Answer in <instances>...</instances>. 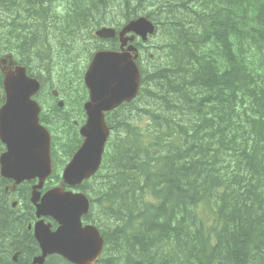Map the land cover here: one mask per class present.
I'll list each match as a JSON object with an SVG mask.
<instances>
[{
  "label": "trees",
  "instance_id": "obj_1",
  "mask_svg": "<svg viewBox=\"0 0 264 264\" xmlns=\"http://www.w3.org/2000/svg\"><path fill=\"white\" fill-rule=\"evenodd\" d=\"M4 1L0 57L12 55L41 83L35 99L52 163L44 189L61 183L81 145L86 67L95 52L119 48L94 31L119 30L139 11L156 24L136 43L138 94L105 114L100 168L78 187L90 204L83 223L104 241L93 264H264V0H12L36 3L31 26ZM110 4L121 12L108 16ZM17 22L21 31H12ZM8 184L0 176V264H32L31 184L14 194ZM45 264L69 263L51 256Z\"/></svg>",
  "mask_w": 264,
  "mask_h": 264
},
{
  "label": "water",
  "instance_id": "obj_2",
  "mask_svg": "<svg viewBox=\"0 0 264 264\" xmlns=\"http://www.w3.org/2000/svg\"><path fill=\"white\" fill-rule=\"evenodd\" d=\"M153 32L154 27L147 18L132 20L118 32L110 27L95 31V37L100 40H113L117 37L120 48L118 51L100 50L92 56L83 77L88 101L83 106L85 123L79 129L82 143L64 167L61 185L43 193L41 190L51 175L52 167L50 135L39 123L40 108L33 100V96L40 90V83L28 77L25 68H11V56L0 60L5 99L0 107V142L5 146V151L0 155V175L14 182L9 188L11 190L24 181L37 180L32 187L30 202L35 207L37 218L33 235L41 254L34 259L33 264H45V259L51 255H58L70 264H93L99 258L104 246L103 238L95 226L82 223V218L90 209L89 200L81 192H73L72 189L99 170L109 137L105 114L131 102L138 94V50L128 43L133 42L135 37L146 41ZM93 65L114 69L118 74L117 86L108 91L102 103L95 101V80L89 76ZM21 80L28 82L27 88L20 87L18 82ZM25 93L26 104L22 99ZM58 105L61 107L62 103ZM32 127L39 128V135L31 132ZM50 193L58 195L53 197ZM46 218L57 224L54 230L50 223L44 222Z\"/></svg>",
  "mask_w": 264,
  "mask_h": 264
},
{
  "label": "snow or ice",
  "instance_id": "obj_3",
  "mask_svg": "<svg viewBox=\"0 0 264 264\" xmlns=\"http://www.w3.org/2000/svg\"><path fill=\"white\" fill-rule=\"evenodd\" d=\"M89 76L95 80L93 85V92L95 93V101L102 103L106 94L109 90L116 87L118 84V74L114 69H108L103 66L93 65L89 70ZM21 88H27V81L18 82ZM23 102L27 103V94L25 93L22 97ZM31 132L33 134L39 135V128L32 127ZM51 196L55 197L57 193H50Z\"/></svg>",
  "mask_w": 264,
  "mask_h": 264
},
{
  "label": "bare ground",
  "instance_id": "obj_4",
  "mask_svg": "<svg viewBox=\"0 0 264 264\" xmlns=\"http://www.w3.org/2000/svg\"><path fill=\"white\" fill-rule=\"evenodd\" d=\"M21 1V0H20ZM38 1V0H37ZM71 1V0H70ZM225 1H231V0H225ZM6 2H8L9 4H10V6L11 7H15V8H21V9H23V10H14V12H13V14L14 15H16V17H20V18H23L25 21H27V25L29 26V25H31V24H33L32 22H33V20L35 21V19L37 18V16L40 14V9H38L37 8V5H36V3L33 1V3L34 4H31V5H29V6H27V7H25V5L24 4H22L21 2L20 3H15V4H12L13 2H12V0H7ZM4 3V2H3ZM42 3V2H41ZM70 3V2H69ZM44 5V4H43ZM48 5V4H47ZM35 6H36V8H35ZM71 6V5H70ZM0 7H2L1 5H0ZM39 7H41L40 5H39ZM43 12V11H42ZM49 12V11H48ZM47 12V13H48ZM140 12V11H139ZM138 12V13H139ZM27 13H28V15H27ZM45 13V12H44ZM50 13H51V11H50ZM137 13V14H138ZM136 14V15H137ZM49 16V15H48ZM12 17V16H11ZM15 17V16H14ZM135 17V16H134ZM52 18V17H51ZM137 18H146V17H144V16H138V17H136V19ZM28 19V20H27ZM37 20V19H36ZM40 20V19H39ZM149 20V19H148ZM43 21V20H42ZM41 21V22H42ZM113 21V20H112ZM151 23H152V25H153V27H154V31H155V26H156V24H154L151 20H149ZM46 22H47V18H46ZM45 22V23H46ZM114 22V21H113ZM128 22H130L129 20H128ZM43 23V22H42ZM125 25V24H124ZM43 26V25H42ZM20 26H18V24H15V23H13L12 24V31L13 30H17L18 28H19ZM45 28V27H44ZM118 30V29H117ZM81 31V30H80ZM88 33V32H87ZM91 33V32H90ZM154 33V32H153ZM156 34V33H155ZM147 40H148V37H147ZM147 40L146 41H142L141 39H139V38H137V37H135V39H134V41L133 42H129L128 44L129 45H132V46H135L136 48H137V46H136V43L138 42V41H140L141 43H146L147 42ZM39 44V43H38ZM39 45H41V44H39ZM44 46H41V47H39V48H37V49H41V48H43ZM143 47V46H142ZM79 61V60H78ZM136 62H137V60H136ZM77 64V63H76ZM77 66H78V64H77ZM141 67V66H140ZM77 68V67H76ZM142 68V67H141ZM142 70V69H141ZM78 71V70H77ZM141 72V71H140ZM142 73V72H141ZM141 75V74H140ZM35 78V77H34ZM40 78V77H39ZM141 81V80H140ZM171 98V97H170ZM177 100H178V98H176ZM173 100H174V98H173ZM150 102V101H149ZM179 102V101H178ZM222 103V102H221ZM149 104V103H148ZM179 104V103H178ZM151 105V104H150ZM187 105V104H186ZM224 105H225V102H224ZM226 105H227V107H228V104L226 103ZM144 106V105H143ZM179 106V105H178ZM177 106V107H178ZM221 107V106H220ZM176 108V107H175ZM181 108H182V106H181ZM189 108H191V105H190V107ZM223 108V107H222ZM224 108H225V106H224ZM229 108V107H228ZM221 109V108H220ZM133 110V109H132ZM131 110V111H132ZM173 110V109H172ZM175 110V109H174ZM225 111V110H224ZM220 112H221V110H220ZM226 112V111H225ZM139 113V112H138ZM132 114V113H131ZM137 114V113H136ZM185 114V113H184ZM181 115H183L182 113H181ZM174 116H175V114H174ZM222 116H224V113H223V115ZM127 119V118H126ZM181 119V118H180ZM199 119V118H198ZM182 120V119H181ZM196 120V119H195ZM120 131V130H119ZM122 131V130H121ZM120 131V132H121ZM119 132V133H120ZM124 134V133H123ZM107 182V181H106ZM112 186V185H111ZM114 186V185H113ZM5 196V195H4ZM4 208V207H3ZM14 214V213H13ZM17 216V215H16ZM24 218H25V216H23ZM22 219V218H21ZM27 219V218H26ZM27 221V220H26ZM24 222V221H23ZM24 225H25V223H24ZM250 230V229H249ZM23 237V236H22ZM23 239V238H22ZM21 242V241H20ZM18 246V245H17ZM17 249V248H16ZM30 249V248H29ZM15 250V249H14ZM12 253V252H11ZM38 256H36L35 258H37ZM20 258V257H19ZM35 258H33V261H34V259ZM22 259V258H21ZM24 260V259H23ZM21 263V262H20Z\"/></svg>",
  "mask_w": 264,
  "mask_h": 264
},
{
  "label": "flooded vegetation",
  "instance_id": "obj_5",
  "mask_svg": "<svg viewBox=\"0 0 264 264\" xmlns=\"http://www.w3.org/2000/svg\"><path fill=\"white\" fill-rule=\"evenodd\" d=\"M10 6V5H9ZM10 9H13V10H23V9H21L20 7L19 8H15V7H11L10 6ZM13 24V23H12ZM15 24H18V22L17 23H15ZM29 26H31V25H29ZM16 31H21V27H19ZM44 49H45V46L43 47V48H41V49H35L33 52V54H34V59L36 60L35 62H37V64H39L40 63V60H41V58L38 60L37 59V54L38 53H40L41 52V54L43 53V51H44ZM36 63H35V65H37ZM13 67H15V65H13ZM12 67V68H13ZM1 99H3V102H4V96H3V94H2V92H0V100ZM54 102L55 103H57V105H58V102L61 100V101H63L62 99H59V96L57 95L56 97H54ZM62 103V106H61V108L63 107V102H61ZM4 151H5V148H4ZM3 151V152H4ZM27 182H29L31 185H30V193H31V191H32V187L37 183V181L36 180H32V181H27ZM14 184H13V181H10L9 180V184L6 186V187H8V190L7 191H5V192H9V194H14L15 192H17V186H15L14 187V189L13 190H11V189H9L10 187H12ZM44 192V190L43 191H41V193H43ZM12 201V200H11ZM17 201V200H16ZM12 208H16V206H12ZM34 208V207H33ZM34 218H35V220L31 223V224H29L28 225V227H27V229L31 232V234H32V236H33V226H34V224H35V222H36V215H35V208H34ZM44 222L45 223H51L50 222V219L49 218H46V219H44ZM51 229L53 230V228H52V225H51ZM55 229V228H54ZM35 240V239H34ZM36 242V241H35ZM36 244H37V242H36ZM37 246H38V244H37ZM39 254H40V250H39ZM38 256V255H37ZM36 257V256H35ZM34 257V258H35ZM51 257V256H50ZM32 262H33V260H32Z\"/></svg>",
  "mask_w": 264,
  "mask_h": 264
},
{
  "label": "rangeland",
  "instance_id": "obj_6",
  "mask_svg": "<svg viewBox=\"0 0 264 264\" xmlns=\"http://www.w3.org/2000/svg\"><path fill=\"white\" fill-rule=\"evenodd\" d=\"M7 0H5L4 1V5H7V6H9L10 4L8 3V2H6ZM48 1V0H47ZM49 1H54V0H49ZM34 4V3H33ZM114 4H110L109 6H107V8L105 9L106 11H107V15L108 16H111V15H116V14H119L120 12H121V9H120V7L118 6V7H114L113 6ZM26 7V6H25ZM146 11H150V10H146ZM89 13L90 14H92L91 13V10L89 11ZM27 15H28V13H27ZM137 17L138 16H144V17H146L147 18V15H146V12H142V11H140L137 15H136ZM28 20V19H27ZM42 55L43 54H41V52L40 53H38L37 54V59L39 60L41 57H42ZM36 64H37V62H36ZM35 65V64H34ZM50 100V99H49ZM51 101V100H50Z\"/></svg>",
  "mask_w": 264,
  "mask_h": 264
}]
</instances>
